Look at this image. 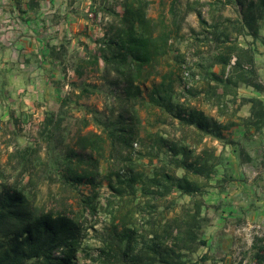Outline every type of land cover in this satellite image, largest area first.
<instances>
[{
	"label": "rangeland",
	"instance_id": "rangeland-1",
	"mask_svg": "<svg viewBox=\"0 0 264 264\" xmlns=\"http://www.w3.org/2000/svg\"><path fill=\"white\" fill-rule=\"evenodd\" d=\"M125 1L44 0L34 15L16 13V18L8 2L1 4L7 15L5 21H9L12 15L11 20L15 24L12 21L0 22V185L22 187L46 211L80 215L84 225L82 250L79 253L81 264H101L100 250L111 239L113 220L107 206L109 201L117 200H114L109 180L116 181L118 172L152 176L157 168L163 166L157 154L151 150L153 140L157 139L154 135L160 134L165 139L174 140L179 137L166 114L159 108L149 106L140 113L147 130L142 132L141 142L135 144L133 149L123 151L106 142L103 156L95 154L92 161L87 160L84 164V167L95 169L98 173L95 187L87 181L77 186L66 184L63 176L56 171L55 162L73 155L72 151L88 155V152L78 148L79 137L90 133L105 137L103 123H108L107 119L116 121L121 113L119 101L115 99L120 91L110 85L113 76L108 80L104 78L102 61L99 68L87 63L90 55L97 52L99 41L111 21L108 11L121 12ZM151 1L150 17L156 19L163 13L171 19L169 10L172 0ZM193 1L204 4L216 0H180L177 23L181 36L176 42L178 52L175 59L184 63L186 73L193 71L196 80H183L176 90L174 101L177 103L185 96L190 103L222 125L239 122L240 126L248 120L245 118L250 107L242 102L243 99H264V93L240 86L236 99L229 96L225 100V116L222 118L217 107L208 104L203 95L194 97L186 92L190 87H205V70L213 56L211 45L200 43L198 46L194 41L202 27L197 14L188 9V4ZM27 2L23 1L22 8ZM241 10V6L233 4L221 13L224 17L237 20L241 17ZM207 11L208 8L204 6V17L211 23ZM202 37L200 35L199 38ZM234 37L242 47L254 51L255 61H259L254 64L255 71L259 82L264 85V27L261 26L257 38ZM53 47L59 53L56 62H52L48 55ZM258 64L261 77L256 68ZM219 71L218 66L213 68V72ZM83 82L95 86V89H90L92 92L89 94H80ZM158 82L150 81L143 86L147 99L153 84ZM65 99L70 104L63 107ZM94 112L102 114L97 115L102 124L94 119ZM52 115L54 122L50 124L48 118ZM227 131H223V134ZM238 133L235 134L237 138ZM147 134L153 135V138ZM216 142V139L207 137L204 145L216 151L223 146L221 142ZM232 151V147H229L227 154ZM237 152V155L233 152L234 162L232 158L230 160V155L219 159L215 173L209 180L190 176L205 186L196 200L202 204L201 237L207 241V246L189 255L188 264H258L253 245L257 239L264 237V209H247L242 205V197L245 196L239 194V189L249 185V179L241 177L244 168ZM130 153L131 162L127 158ZM164 157H167V161L171 158L167 149L160 153L162 160ZM61 170L64 171V168ZM168 170L176 177H182L185 173L183 169L170 165ZM257 186L258 192L254 193L253 199L264 201V187ZM94 193L98 195L95 201L97 212H83L79 205L82 198L93 197ZM170 199L173 203L169 204V210H165L169 212L168 217L180 214L185 207H193L194 199L178 191L172 193ZM143 215L137 218L140 226H146L147 210L143 211Z\"/></svg>",
	"mask_w": 264,
	"mask_h": 264
},
{
	"label": "trees",
	"instance_id": "trees-1",
	"mask_svg": "<svg viewBox=\"0 0 264 264\" xmlns=\"http://www.w3.org/2000/svg\"><path fill=\"white\" fill-rule=\"evenodd\" d=\"M42 1L29 0L25 5L28 10L36 12L40 10ZM16 4L22 9L23 0H17ZM151 4V0H126L121 12L108 11L111 21L99 41L97 52L90 55L87 64L99 68L102 61L104 78L108 80L113 76L110 85L120 91L115 99L119 101L121 113L116 121L107 119L108 123H103L97 117L102 114L94 112V119L104 124L105 137L93 133L81 136L77 146L88 155L72 151L73 155L55 162L56 171L63 176L66 184L77 186L87 181L95 187L98 173L95 169L84 167V164L87 160L92 161L95 154L103 156L106 142L120 151L133 149L141 142L142 132L147 130L140 113L149 106L166 114L179 134L175 140L154 135L157 139L153 140L151 150L163 166L157 168L152 176L118 172L116 181L109 180V187L117 201L108 202L113 229L111 239L100 250L101 264H188L189 255L207 246V241L201 237L202 204L196 200L205 186L190 176L206 180L211 178L219 159L213 149L204 145V141L207 137L222 139L223 130H228L232 124L222 125L185 96L181 99L183 101H174L176 90L183 80H196L193 71L185 76L184 63L175 59L178 52L176 42L181 36L177 23L180 0L171 2V19L163 13L156 19L150 17ZM233 4L242 7L240 19L233 20L221 13ZM204 6L208 8L211 23L204 17ZM188 9L197 14L202 27L194 41L198 46L200 43L211 45L213 56L205 70V87H190L186 92L194 97L203 95L208 104L217 107L219 117H224L225 100L229 96L236 99L240 86L264 93V85L259 82L255 71L254 51L242 47L234 37L259 36L261 26L264 27V0H249L248 3L245 0H216L204 4L193 1L188 4ZM200 35L203 39L199 38ZM48 55L52 62L59 59L54 47ZM233 58H236V65L225 78ZM216 66L220 68L219 73L213 72ZM155 80L159 82L153 84L147 99L143 86ZM90 89H95V86L83 82L80 94H89L92 92ZM242 102L251 106L247 123L257 132L262 131L264 101L250 98ZM68 104L70 102L65 99L63 107ZM53 122L54 115L48 118V123ZM85 124L88 123L85 121ZM147 136L153 138V135ZM165 149L171 154V160L160 158ZM127 158L132 161L131 153ZM169 165L183 169L184 175L176 177L168 173ZM177 191L193 198V207H185L180 214L168 217L169 212L165 210H169V204L173 203L170 196ZM97 196L94 193L93 197L82 198L79 205L83 212H97ZM144 210H147L146 226H140L137 218L144 216ZM83 234L80 215L46 211L22 187L0 185V264H81L79 253ZM253 249L258 264H264V237L257 239Z\"/></svg>",
	"mask_w": 264,
	"mask_h": 264
},
{
	"label": "crops",
	"instance_id": "crops-1",
	"mask_svg": "<svg viewBox=\"0 0 264 264\" xmlns=\"http://www.w3.org/2000/svg\"><path fill=\"white\" fill-rule=\"evenodd\" d=\"M17 0H0V22H10L12 15L9 17V21H5L7 17L5 13L4 7L1 4L8 2L13 10V16L16 18V13L24 14L25 16L34 15L36 12L28 10L27 6L24 5V8L20 9L17 7L16 4ZM24 1V0H23ZM29 1V0H28ZM3 19V20H2ZM15 24L14 21H12ZM9 26V25H8ZM255 63H259V61H255ZM259 77L262 76L261 70L258 66H256ZM259 99L263 100V97H258ZM251 107V106H250ZM248 107V115L246 116V120L249 119L251 114V108ZM224 118V117H222ZM248 121V120H247ZM245 121L240 126H238L239 122L234 125L231 124L229 131L224 132V138L217 140L216 143L221 142L223 146L219 149L214 151V155L216 158H226L230 155V160L232 158V162L235 161V157L233 156L236 154L235 152L238 150V155L241 156V163L243 165V174L241 177L248 178L249 185L240 187L239 194L245 197H242V205L246 206L247 209H254V208H262L264 209V201H259L258 199L254 198V193L258 192L257 185L264 187V126L262 131L257 132L254 128H252L249 123ZM224 122V121H223ZM222 124V123H221ZM227 123H223L225 126ZM229 124V123H228ZM225 131V130H223ZM238 133V138L236 137V133ZM232 147V153L227 154V149ZM237 155V154H236ZM262 177V180L260 179Z\"/></svg>",
	"mask_w": 264,
	"mask_h": 264
},
{
	"label": "built area",
	"instance_id": "built-area-1",
	"mask_svg": "<svg viewBox=\"0 0 264 264\" xmlns=\"http://www.w3.org/2000/svg\"><path fill=\"white\" fill-rule=\"evenodd\" d=\"M235 65H236V58H233L232 61H231L230 66L228 67V69L226 71L225 78H228L229 77L230 71H231L232 67L235 66ZM185 76L188 77L189 76V73H186Z\"/></svg>",
	"mask_w": 264,
	"mask_h": 264
}]
</instances>
